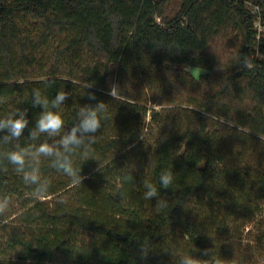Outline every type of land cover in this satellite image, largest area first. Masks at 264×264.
Returning a JSON list of instances; mask_svg holds the SVG:
<instances>
[{
	"label": "trees",
	"instance_id": "1",
	"mask_svg": "<svg viewBox=\"0 0 264 264\" xmlns=\"http://www.w3.org/2000/svg\"><path fill=\"white\" fill-rule=\"evenodd\" d=\"M170 1L0 0V118L26 108L30 121L0 144V195L11 200L0 264H264V43L258 57L250 2L181 0L169 17ZM33 89L70 94L64 131L80 106L107 104L88 160L73 157L82 184L42 159L39 198L4 158L51 142L28 137L42 110ZM162 170L174 174L167 189ZM143 181L159 196L145 200Z\"/></svg>",
	"mask_w": 264,
	"mask_h": 264
},
{
	"label": "clouds",
	"instance_id": "2",
	"mask_svg": "<svg viewBox=\"0 0 264 264\" xmlns=\"http://www.w3.org/2000/svg\"><path fill=\"white\" fill-rule=\"evenodd\" d=\"M244 66L248 67L247 58L244 59ZM46 86H51L54 81H43ZM89 83L86 89L93 88ZM120 86L116 83L109 85L107 94L114 100L119 99ZM69 93L59 91L54 98L49 100L40 89L32 90V107H39L41 110L35 126L29 129L28 137L32 141H37L43 136H47L51 142L45 140L35 147L25 148L17 144L13 150L4 153L7 162L14 166L17 175L21 176L23 183L32 189V196L39 198L48 191L49 184L41 176L40 165L42 159H47L50 166L67 176L74 184H82L84 177L81 176V166H74L73 157L82 153L88 160L87 155L91 145L96 142L95 135L102 127V121L107 119V104L99 101L93 104H85L79 107L76 112L75 121L70 130L64 131L65 121L61 115L65 107V101L69 98ZM87 98L95 101L94 91L87 92ZM28 109H17L11 115L0 118V132L6 134L0 136V144H9L12 141H19L25 129L29 128ZM161 188L167 189L174 183V174L170 170H162L159 176ZM143 198L151 200L159 196V190L150 182L143 181ZM10 197L0 195V217L9 210ZM160 207H167V201L160 199L157 202ZM6 222V220L4 221ZM145 254V250L143 249ZM174 255L173 251H171ZM210 250H205L204 254L209 255ZM178 264H204L201 259L192 255H184L179 258Z\"/></svg>",
	"mask_w": 264,
	"mask_h": 264
},
{
	"label": "built area",
	"instance_id": "3",
	"mask_svg": "<svg viewBox=\"0 0 264 264\" xmlns=\"http://www.w3.org/2000/svg\"><path fill=\"white\" fill-rule=\"evenodd\" d=\"M250 10L252 15L255 16L254 25L257 29V56L261 57V54L259 52V45L260 43H264V0L250 2Z\"/></svg>",
	"mask_w": 264,
	"mask_h": 264
},
{
	"label": "rangeland",
	"instance_id": "4",
	"mask_svg": "<svg viewBox=\"0 0 264 264\" xmlns=\"http://www.w3.org/2000/svg\"><path fill=\"white\" fill-rule=\"evenodd\" d=\"M248 1L249 2H253L254 0H248ZM180 6H181V0H171L166 5L165 13L169 17L174 16L178 12ZM236 40L239 43L241 41V37H236ZM236 40H235V42H236ZM186 69L189 70L190 72H192L196 77L200 76L201 74H205L206 73L205 70L193 68V67H190V66L186 67Z\"/></svg>",
	"mask_w": 264,
	"mask_h": 264
}]
</instances>
